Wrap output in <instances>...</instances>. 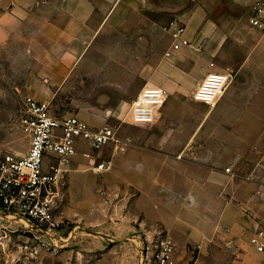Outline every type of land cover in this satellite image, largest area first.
<instances>
[{"label": "crops", "instance_id": "obj_1", "mask_svg": "<svg viewBox=\"0 0 264 264\" xmlns=\"http://www.w3.org/2000/svg\"><path fill=\"white\" fill-rule=\"evenodd\" d=\"M258 1L0 0V59L14 41L31 46L28 32H34L36 62L47 70L58 64L60 77L67 76L69 64L87 61L84 48L106 31H129L133 16L177 15L168 27L172 42L173 31L186 27L190 46L174 50L172 43L161 64L162 77L146 84L167 92L155 121L134 124L129 116L136 133L123 141L116 131L117 142L109 145L115 153L130 147L129 155L107 161L105 147L99 162L110 165L98 172L94 159L78 154L89 172H109L115 165L119 188L135 196L118 223L120 231L86 232L103 238L102 247L97 244L104 256L118 254L133 264L136 244L143 245L138 233L159 224L201 245L226 239L231 253L242 258L236 264H250L248 259L262 264L250 242L264 229V29L252 24ZM44 39L51 50L40 43ZM212 72L230 74L231 82L223 98L209 106L195 100L194 92ZM230 166L233 172L226 173Z\"/></svg>", "mask_w": 264, "mask_h": 264}, {"label": "rangeland", "instance_id": "obj_2", "mask_svg": "<svg viewBox=\"0 0 264 264\" xmlns=\"http://www.w3.org/2000/svg\"><path fill=\"white\" fill-rule=\"evenodd\" d=\"M194 2L189 0V5ZM133 18L129 31H106L89 49L85 47L87 61L69 64L72 68L66 77L59 76L58 64H50L54 69L47 70L46 64L36 62L34 32H28V48L12 42L0 59V160L7 153L25 155L29 150V139L20 126L27 97L47 102L57 114L76 115L93 128L111 126L120 139L131 140L137 131L129 117L131 106L147 83L162 77L161 64L173 43L168 27L178 16L159 11ZM40 43L52 49L47 40ZM44 45L39 47L41 51ZM82 149L91 151L87 146ZM129 152L130 147L115 153L114 146H109L103 159L114 160L115 155ZM73 160L76 165L66 177L57 210L58 228L41 230L0 212V264H130L118 254L104 256L97 244L102 247L103 238L89 237L86 232L120 231L118 223L128 215L135 196L119 188L113 175L115 165L109 172L94 173L86 171L88 162L81 155ZM146 228L138 233L142 242L158 233L168 236L177 247L178 264H236L235 259L242 260L231 253L232 245L226 239L201 245L173 235L159 224ZM141 247L138 243L134 248L133 264H154L140 260Z\"/></svg>", "mask_w": 264, "mask_h": 264}, {"label": "built area", "instance_id": "obj_3", "mask_svg": "<svg viewBox=\"0 0 264 264\" xmlns=\"http://www.w3.org/2000/svg\"><path fill=\"white\" fill-rule=\"evenodd\" d=\"M252 24L264 29V0L255 4ZM185 34L183 25L173 31L174 50L190 46ZM230 82V74L212 72L194 92V99L214 106L223 98ZM166 99L165 89L146 85L131 106L132 122L152 124ZM20 126L30 146L25 155L11 152L0 160V212L25 219L41 230L56 229L61 224L56 215L73 159L82 152L86 159H94L98 172L107 170L110 163L99 162V152L117 142L116 130L111 126L93 128L76 115L57 114L47 102L32 97L24 100ZM85 146L91 151L82 149ZM225 171L232 173L233 167ZM250 242L264 264V229L256 232ZM139 254L143 263L178 264L177 247L163 233L147 236Z\"/></svg>", "mask_w": 264, "mask_h": 264}, {"label": "bare ground", "instance_id": "obj_4", "mask_svg": "<svg viewBox=\"0 0 264 264\" xmlns=\"http://www.w3.org/2000/svg\"><path fill=\"white\" fill-rule=\"evenodd\" d=\"M10 218H12V219H14V220H18V221H20V222H22V223H24V224H30L27 220H25V219H18L17 217H15V216H10Z\"/></svg>", "mask_w": 264, "mask_h": 264}]
</instances>
